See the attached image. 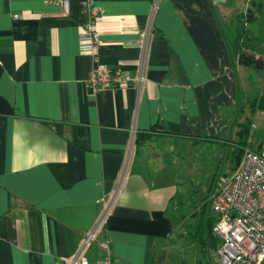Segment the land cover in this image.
<instances>
[{"label": "crops", "instance_id": "obj_1", "mask_svg": "<svg viewBox=\"0 0 264 264\" xmlns=\"http://www.w3.org/2000/svg\"><path fill=\"white\" fill-rule=\"evenodd\" d=\"M89 2L101 11L96 50L82 39ZM156 2L140 93L87 89L97 64L136 75ZM263 30L264 0H68L65 13L0 0V264H64L106 210L115 264L161 259L179 227L168 214L193 191L179 182H197L193 165L216 163L221 147L232 160L243 140L246 123L233 128L248 67L232 53L260 49ZM152 127L173 137L146 141L115 192L135 135ZM170 153L177 181L166 175ZM97 254L93 245L85 257L95 264Z\"/></svg>", "mask_w": 264, "mask_h": 264}, {"label": "built area", "instance_id": "obj_2", "mask_svg": "<svg viewBox=\"0 0 264 264\" xmlns=\"http://www.w3.org/2000/svg\"><path fill=\"white\" fill-rule=\"evenodd\" d=\"M65 13L68 0H43ZM158 4L154 5L147 28L142 34L140 58L137 62L136 75L110 69L97 64L88 74L85 86L89 90L128 88L134 86L139 94L146 81L144 70L146 46L151 37V25ZM88 23L83 27L82 39L92 50H96L101 41L95 28L101 11L90 2L86 3ZM14 18H18L17 15ZM254 125H252V128ZM134 142V141H133ZM133 156V144L128 159L122 168L115 192L122 185L128 163ZM215 191L209 197L210 209L217 220L213 227L214 235L219 239L215 252L218 264H264V143L258 151L245 149L241 160L229 177L222 178ZM107 210L102 213L97 224L88 232L76 253L64 264H90L85 252L97 245L98 254L95 264H115L110 244L107 240L99 241V234L106 224Z\"/></svg>", "mask_w": 264, "mask_h": 264}, {"label": "rangeland", "instance_id": "obj_3", "mask_svg": "<svg viewBox=\"0 0 264 264\" xmlns=\"http://www.w3.org/2000/svg\"><path fill=\"white\" fill-rule=\"evenodd\" d=\"M234 34L232 35L229 31H227V39L233 44ZM260 43V49H244L242 54L238 56L234 51L232 56H234L237 61L240 58L242 64H247V78L239 79L238 78V86H239V97L240 100L237 103V117L234 122V132L239 130V126L242 122H245L250 128V136L249 141L251 142V147L253 149L257 148V146L261 143H264V111L256 110V112H252L251 103L259 96L264 97V30L262 34L257 37V40ZM241 73H244L242 71ZM250 76V77H249ZM247 119L251 120V124L254 125L252 128L251 125L247 122ZM248 141V140H247ZM232 146L221 147L218 149L219 152V160L215 163L210 161L209 159H204V162L199 163V170L197 171V166L195 164L192 167L194 173V177H190L189 181H197L186 183H181V187L184 189H192L193 191L182 193L183 196H180L179 201L182 203L179 208L178 215H187V220L183 226H179L177 230L173 233L172 241L166 243L165 253L162 255L161 259H157L155 264H196L198 251L197 247L191 240L188 238V229L192 224V220L189 218V215L196 211L195 207L199 208L202 204L207 203L206 205V213L210 215H214L210 209V203L208 200L209 189L212 187L214 190L220 178H223L224 175L228 171H230L233 166V162L230 159V152ZM212 147H208L205 152L211 151ZM201 151V149H199ZM166 152V151H164ZM163 152V155L165 154ZM153 154L154 165L157 166V163L160 162V157H162V151L158 148H154L151 150V155ZM176 156L173 154H168V164L169 166L165 167L166 175L172 178L174 181H177V177L174 172L175 169V159ZM216 173V178L211 183L212 177L211 173ZM203 175H202V173ZM229 177V176H228ZM182 197V199H181ZM216 252V251H215ZM210 258L212 259V264H218L216 254H210Z\"/></svg>", "mask_w": 264, "mask_h": 264}, {"label": "trees", "instance_id": "obj_4", "mask_svg": "<svg viewBox=\"0 0 264 264\" xmlns=\"http://www.w3.org/2000/svg\"><path fill=\"white\" fill-rule=\"evenodd\" d=\"M243 34L247 30L244 28ZM241 35V34H240ZM251 108L252 112H256V110L264 111V97L259 96L254 101L251 103ZM251 127L252 124L250 123L251 121H247ZM243 130H242V139L240 142L237 143L235 146L234 150L232 151V162L234 163L235 168L239 164L241 157L243 155V152L245 149H250L252 151H258L260 144L257 146V148L253 149L251 147V142L249 141V136H250V128L248 125L243 124ZM154 136H166V137H173L172 134L167 133V132H157L155 130V127H152L149 131H143L139 132L135 135L134 137V142H133V154H136L142 145L152 139ZM248 140V141H247ZM204 141L208 142H215V143H223L220 142L217 138H208L205 137ZM234 168V169H235ZM206 205L202 204L201 207L197 208L195 207L196 211L192 212L189 215V218L192 220V224L189 226L188 229V238L193 242V244L196 245L198 254L205 259L208 264H212V259L210 258V254L215 253L219 246V239L214 235L213 233V227L216 223V216L215 215H210L206 213ZM170 216L174 229H176L180 225H184L186 220H187V215H181L177 216L175 214L169 215ZM106 228V224L102 227L101 232L99 234V241L104 240L103 234Z\"/></svg>", "mask_w": 264, "mask_h": 264}, {"label": "water", "instance_id": "obj_5", "mask_svg": "<svg viewBox=\"0 0 264 264\" xmlns=\"http://www.w3.org/2000/svg\"><path fill=\"white\" fill-rule=\"evenodd\" d=\"M196 264H208V262L198 254Z\"/></svg>", "mask_w": 264, "mask_h": 264}]
</instances>
